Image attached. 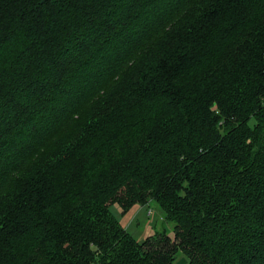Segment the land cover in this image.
<instances>
[{
  "label": "trees",
  "instance_id": "trees-1",
  "mask_svg": "<svg viewBox=\"0 0 264 264\" xmlns=\"http://www.w3.org/2000/svg\"><path fill=\"white\" fill-rule=\"evenodd\" d=\"M180 253L264 264V0H0V264Z\"/></svg>",
  "mask_w": 264,
  "mask_h": 264
},
{
  "label": "rangeland",
  "instance_id": "rangeland-1",
  "mask_svg": "<svg viewBox=\"0 0 264 264\" xmlns=\"http://www.w3.org/2000/svg\"><path fill=\"white\" fill-rule=\"evenodd\" d=\"M252 123L254 120L251 119L249 124ZM110 210L119 225L139 242L161 229L173 235V223L165 220L163 211L153 200L146 204H134L125 213L116 203L110 207ZM184 258V255L178 254L174 264H180L186 259Z\"/></svg>",
  "mask_w": 264,
  "mask_h": 264
}]
</instances>
